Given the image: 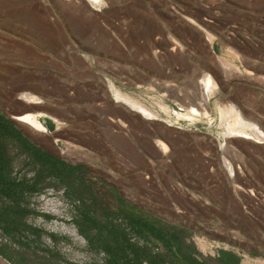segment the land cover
<instances>
[{
    "label": "rangeland",
    "instance_id": "374dc122",
    "mask_svg": "<svg viewBox=\"0 0 264 264\" xmlns=\"http://www.w3.org/2000/svg\"><path fill=\"white\" fill-rule=\"evenodd\" d=\"M90 6L0 0V109L8 116L47 111L61 122L53 123L55 131L19 127L32 139L48 138L59 157L86 165L132 203L186 229L201 255L216 258L225 250L240 264H264V0ZM206 77L216 85L211 91L201 85ZM109 83L160 121L116 103ZM29 94L42 110L26 104ZM189 107L201 116L177 115ZM224 108L256 125L260 137L225 135L231 122L221 118ZM27 203L41 212L27 218L29 227L67 264L72 228L55 220L65 216L60 193L46 188Z\"/></svg>",
    "mask_w": 264,
    "mask_h": 264
},
{
    "label": "crops",
    "instance_id": "0c3cea01",
    "mask_svg": "<svg viewBox=\"0 0 264 264\" xmlns=\"http://www.w3.org/2000/svg\"><path fill=\"white\" fill-rule=\"evenodd\" d=\"M26 104L40 108L41 110L43 109V106H40L43 102ZM37 112L40 113V111H36L33 113H23L18 116H8L0 109V116L3 118L0 120V148L3 159L7 161V171H11V175L18 180L26 177L27 166H30L28 163L33 162V158L21 150L20 145L23 147L26 141L45 154L67 165L80 167L81 172L79 171V174L85 185L78 186V184H74L72 191L71 189L66 191V188L58 180L47 179L46 181L49 182L46 183L45 181V184L51 185V187H46L48 185L45 186L44 184L41 193L46 188H50L56 193H60V199L65 204V216L56 217L55 220L63 221L72 228L71 233L68 234L69 236L65 238L71 255H69L67 264H106L104 251L94 249L91 246L89 240L81 234L75 220H107V216L108 220H127L126 217L114 218L112 216L114 213H117L118 209H123L127 215H132V220L163 219L129 201L120 193L117 186L111 184L104 177L91 172L86 165L68 162L59 157L54 148L56 144H53L48 138L36 137L32 139L28 137L18 125L22 124V122L18 120L20 122L18 123L16 120L18 117L27 114H37ZM41 112L49 115L47 111ZM38 119L45 129L37 133L47 134L52 130L55 131L57 127H52L54 122L60 125L49 116L47 118L38 117ZM35 166L38 170L40 164L37 162ZM33 173L34 171H32V175ZM38 214H41V212H38ZM43 216L45 215L43 214ZM45 217L49 218L50 216ZM29 223L26 217L22 220H0V249L4 253V256L0 255V264H65L63 255L61 256L57 250L53 251L49 246L43 244L42 234L37 233L33 228H27ZM54 237V235H50V240H55L56 238ZM87 257H97L98 261L90 263Z\"/></svg>",
    "mask_w": 264,
    "mask_h": 264
},
{
    "label": "trees",
    "instance_id": "16d2710c",
    "mask_svg": "<svg viewBox=\"0 0 264 264\" xmlns=\"http://www.w3.org/2000/svg\"><path fill=\"white\" fill-rule=\"evenodd\" d=\"M20 146L33 158L28 165L34 173L31 178L18 180L13 177L11 171H7V161L3 159L0 148V220H22L37 215L38 212L29 208L27 200L41 193L47 179L58 180L66 191H72L74 184L85 185L79 174L80 167L67 165L45 154L28 141ZM37 162L40 164L38 170L35 166ZM116 212L112 215L114 218L122 216L127 220H108V216L107 220H75L91 246L104 251L106 264L241 263L239 255L230 251L220 250L216 258L201 255L184 228L157 218L132 220L133 216L127 215L123 209ZM0 255L4 256L1 249Z\"/></svg>",
    "mask_w": 264,
    "mask_h": 264
},
{
    "label": "bare ground",
    "instance_id": "6f19581e",
    "mask_svg": "<svg viewBox=\"0 0 264 264\" xmlns=\"http://www.w3.org/2000/svg\"><path fill=\"white\" fill-rule=\"evenodd\" d=\"M81 1L83 2V4H85V2L89 3L94 8V10H99L101 8L102 4L104 3V0H81ZM201 85H203L204 91H209L212 87L216 86L215 83L213 82L212 78H210V77L204 78L201 82ZM109 86H110V90H111L113 96L115 97L116 103L124 105L125 107H127L131 111L139 114L141 117H143V119H145L147 121H160L157 118L156 114L153 111H151L146 105H144L143 103H141L137 99L131 97V95L129 96V95L123 93L122 91L116 89L112 83H109ZM23 98L29 103H40L39 99L35 98L31 94L24 95ZM182 110H186V114L183 115V114L177 113L178 116L186 117V118L187 117L194 118L197 116H201V114H202L199 110H197L194 107H189L187 109H182ZM221 112H222L221 118L224 120H229V122H231L229 127H228V132L224 133L225 135H230V137H232V138H241V139H245V140H252V136L259 138L260 135L262 134V132L257 128L256 125L253 126V124L250 125L247 122H245V120L242 119V117L239 115V113H237V110L224 108ZM206 114H207V112H206ZM38 117H46L47 118L48 115L41 112V113H37V114H27L25 116L18 117L17 120L14 117V119L17 122H19V121L22 122V124H24L25 126L30 128L31 130L38 132V131H42L45 129V127L39 121ZM57 123L61 124V122L58 120H57ZM165 124L168 127H173V128L175 127L170 123H165ZM251 127L252 128L254 127V129L251 130L250 129ZM177 128L180 129L179 127H177ZM258 143L260 144L261 142H258ZM225 163H226V166L228 167L229 171L232 174L233 169H232L231 164L227 160H225Z\"/></svg>",
    "mask_w": 264,
    "mask_h": 264
},
{
    "label": "water",
    "instance_id": "95a60500",
    "mask_svg": "<svg viewBox=\"0 0 264 264\" xmlns=\"http://www.w3.org/2000/svg\"><path fill=\"white\" fill-rule=\"evenodd\" d=\"M19 123V122H18Z\"/></svg>",
    "mask_w": 264,
    "mask_h": 264
}]
</instances>
